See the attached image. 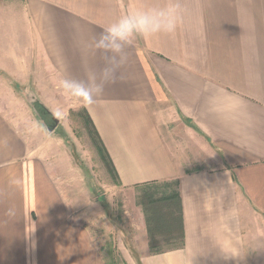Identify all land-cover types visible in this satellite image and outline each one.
<instances>
[{"label":"crops","instance_id":"0c3cea01","mask_svg":"<svg viewBox=\"0 0 264 264\" xmlns=\"http://www.w3.org/2000/svg\"><path fill=\"white\" fill-rule=\"evenodd\" d=\"M163 2L0 0V264H108L103 211L89 188L75 211L89 181L32 96L57 126L88 111L120 187L178 181L183 242L153 251L143 211L128 264H264V0H179L185 23L126 46L93 103L66 90L103 82L114 54L91 45L104 27Z\"/></svg>","mask_w":264,"mask_h":264},{"label":"rangeland","instance_id":"374dc122","mask_svg":"<svg viewBox=\"0 0 264 264\" xmlns=\"http://www.w3.org/2000/svg\"><path fill=\"white\" fill-rule=\"evenodd\" d=\"M86 124L85 119L76 112L71 114L69 125L56 126L52 136L63 140L65 144L54 151L61 157L73 158L77 168L82 169L85 182L87 178L90 183L80 188L79 192L83 194L74 195L73 207L75 211L90 207L85 194L89 188L99 209L103 211L99 220L102 225L108 226L107 230L103 229L106 238L102 243L108 264H128L129 255L136 257L135 245L140 244L144 222V213L138 199L139 191L118 185L97 153ZM66 165L67 172H70L71 164L67 161Z\"/></svg>","mask_w":264,"mask_h":264},{"label":"clouds","instance_id":"9594fccd","mask_svg":"<svg viewBox=\"0 0 264 264\" xmlns=\"http://www.w3.org/2000/svg\"><path fill=\"white\" fill-rule=\"evenodd\" d=\"M184 23L185 11L179 0H164L160 4L129 7L114 22L104 27L91 45L94 51L102 50L114 54L111 58L112 66L104 70L103 82L96 85L94 93L87 89L78 93H74L71 88L66 90L83 106H88L103 93L105 83L115 82L117 69L127 61L124 51L126 46L134 45L139 39L147 42L159 36L174 35ZM117 55L118 61L115 59Z\"/></svg>","mask_w":264,"mask_h":264},{"label":"trees","instance_id":"16d2710c","mask_svg":"<svg viewBox=\"0 0 264 264\" xmlns=\"http://www.w3.org/2000/svg\"><path fill=\"white\" fill-rule=\"evenodd\" d=\"M35 109L45 124L51 125L54 122L53 113L43 103L38 102ZM76 112L85 119L97 153L118 183L117 171L88 111L81 108L72 113ZM139 204L145 213L149 244L153 251H163L166 247L177 246L183 242L184 224L178 181L143 186Z\"/></svg>","mask_w":264,"mask_h":264},{"label":"water","instance_id":"95a60500","mask_svg":"<svg viewBox=\"0 0 264 264\" xmlns=\"http://www.w3.org/2000/svg\"><path fill=\"white\" fill-rule=\"evenodd\" d=\"M29 102H30V104L33 106V108L35 109L36 108V104L38 103V102H41L40 100H38L35 96H32L30 99H29ZM42 103V102H41ZM35 111H36V109H35ZM37 112V111H36ZM38 114V113H37ZM53 123L51 124V125H47V124H45L46 125V127L48 128V130L49 131H53L55 128H56V126L58 125V119L55 117V116H53Z\"/></svg>","mask_w":264,"mask_h":264}]
</instances>
